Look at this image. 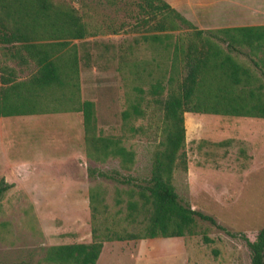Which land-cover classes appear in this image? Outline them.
<instances>
[{
	"label": "rangeland",
	"instance_id": "rangeland-1",
	"mask_svg": "<svg viewBox=\"0 0 264 264\" xmlns=\"http://www.w3.org/2000/svg\"><path fill=\"white\" fill-rule=\"evenodd\" d=\"M164 1L202 30L264 25V0ZM72 5L90 31L72 42L78 48L80 99L94 105L96 132L118 140L133 161L122 168L118 158L96 163L86 157L77 112L0 118V181L8 186L0 196V264H48V247L89 243L91 190L103 200L109 222L127 232L139 229L123 219L131 186L91 178L86 169L136 180L148 174L156 140L150 120H122L120 113L137 96L135 88L147 92L170 71V53L128 30L132 20L122 4ZM175 66L179 71L178 61ZM1 67L13 70L17 80L34 71L30 61L16 63L2 46ZM140 97L143 107L149 97ZM183 125L186 171L173 172L172 186L182 202L219 228L196 218L191 236L103 242L95 264H249L244 239L252 241L264 224V119L184 113Z\"/></svg>",
	"mask_w": 264,
	"mask_h": 264
},
{
	"label": "trees",
	"instance_id": "trees-1",
	"mask_svg": "<svg viewBox=\"0 0 264 264\" xmlns=\"http://www.w3.org/2000/svg\"><path fill=\"white\" fill-rule=\"evenodd\" d=\"M100 1L115 9L124 5L132 20L128 30L138 34L143 43L170 53L172 68L150 83L147 92L135 88L137 96L120 113L122 120H150L156 140L148 174L136 180L117 171L86 169L91 178L131 186L123 219L139 229L127 232L118 222H109L103 200L91 190V241L48 247L44 253L48 264H95L107 241L191 236L196 233V218L218 227L212 217L182 202L172 186L173 172L186 171L183 114L264 119V25L202 30L164 0ZM72 2L0 0V46L16 63L30 61L34 67L23 80H17L13 70L0 68V118L80 113L85 156L96 163L118 158L120 167L127 168L133 153L113 137L96 132L94 105L80 99L78 48L72 42L90 36V31ZM235 55L245 57L248 64ZM142 93L149 97L143 107ZM7 188L0 181V196ZM244 242L249 264H264V224L252 241Z\"/></svg>",
	"mask_w": 264,
	"mask_h": 264
},
{
	"label": "crops",
	"instance_id": "crops-1",
	"mask_svg": "<svg viewBox=\"0 0 264 264\" xmlns=\"http://www.w3.org/2000/svg\"><path fill=\"white\" fill-rule=\"evenodd\" d=\"M57 114V113H56ZM40 115H52V114H40ZM27 116H36V115H27ZM26 116V117H27ZM14 117H22V116H14ZM24 117V116H23ZM185 135V134H184ZM100 256V255H99Z\"/></svg>",
	"mask_w": 264,
	"mask_h": 264
}]
</instances>
